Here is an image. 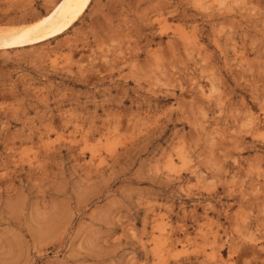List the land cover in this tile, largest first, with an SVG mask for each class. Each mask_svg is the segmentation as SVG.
Masks as SVG:
<instances>
[{"label":"rangeland","instance_id":"obj_1","mask_svg":"<svg viewBox=\"0 0 264 264\" xmlns=\"http://www.w3.org/2000/svg\"><path fill=\"white\" fill-rule=\"evenodd\" d=\"M69 1L0 0V37ZM58 26L0 47V264H264V0Z\"/></svg>","mask_w":264,"mask_h":264},{"label":"bare ground","instance_id":"obj_2","mask_svg":"<svg viewBox=\"0 0 264 264\" xmlns=\"http://www.w3.org/2000/svg\"><path fill=\"white\" fill-rule=\"evenodd\" d=\"M92 1L93 0H86V2H84V0H70L57 11L55 10L51 15L42 20L40 19L41 21L33 24V26L26 29V31L7 35L3 38L0 37V47L27 44L29 41H33L35 36L40 34L45 27L53 28L55 24H57V26L60 24L62 27H65L67 24L73 22L75 17L84 14L91 6Z\"/></svg>","mask_w":264,"mask_h":264},{"label":"snow or ice","instance_id":"obj_3","mask_svg":"<svg viewBox=\"0 0 264 264\" xmlns=\"http://www.w3.org/2000/svg\"><path fill=\"white\" fill-rule=\"evenodd\" d=\"M84 2H86V0H84Z\"/></svg>","mask_w":264,"mask_h":264}]
</instances>
